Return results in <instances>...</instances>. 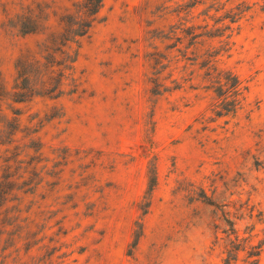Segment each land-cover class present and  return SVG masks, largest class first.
Listing matches in <instances>:
<instances>
[{"label":"rangeland","instance_id":"rangeland-1","mask_svg":"<svg viewBox=\"0 0 264 264\" xmlns=\"http://www.w3.org/2000/svg\"><path fill=\"white\" fill-rule=\"evenodd\" d=\"M85 5L0 0V264H264V0Z\"/></svg>","mask_w":264,"mask_h":264},{"label":"trees","instance_id":"trees-1","mask_svg":"<svg viewBox=\"0 0 264 264\" xmlns=\"http://www.w3.org/2000/svg\"><path fill=\"white\" fill-rule=\"evenodd\" d=\"M102 1L103 0H86V5L83 6L84 7V11H86L87 14L89 15H95L99 8L102 5ZM79 21V20H78ZM94 20H84V21H79L78 23H76L74 30H73V35L75 37H83L84 35H86L89 31V29L91 28L92 24H93ZM228 101V100H226ZM155 183V178H153L151 180L150 183V189L151 190L154 186Z\"/></svg>","mask_w":264,"mask_h":264}]
</instances>
